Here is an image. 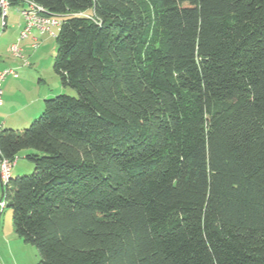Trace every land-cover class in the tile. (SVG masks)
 Returning a JSON list of instances; mask_svg holds the SVG:
<instances>
[{"label":"trees","instance_id":"obj_1","mask_svg":"<svg viewBox=\"0 0 264 264\" xmlns=\"http://www.w3.org/2000/svg\"><path fill=\"white\" fill-rule=\"evenodd\" d=\"M26 1L77 92L0 132L37 264H264V0Z\"/></svg>","mask_w":264,"mask_h":264},{"label":"rangeland","instance_id":"obj_2","mask_svg":"<svg viewBox=\"0 0 264 264\" xmlns=\"http://www.w3.org/2000/svg\"><path fill=\"white\" fill-rule=\"evenodd\" d=\"M22 10V5L11 6L5 25L0 17V46L4 44L3 59L7 63L2 64L0 71L12 69L16 72V76H8L2 84L0 123L5 121L6 129L19 131L29 129L40 119L46 100L59 95L77 97V92L64 87L54 71L58 51L56 37L33 30L28 37L21 38V30L25 27ZM58 30L52 28L56 35ZM13 46L19 49V56L11 52ZM31 153L32 150H24L17 156L12 179L34 173V165L26 158ZM39 259L37 249L16 235L12 210L6 208L0 218V264H37Z\"/></svg>","mask_w":264,"mask_h":264},{"label":"built area","instance_id":"obj_3","mask_svg":"<svg viewBox=\"0 0 264 264\" xmlns=\"http://www.w3.org/2000/svg\"><path fill=\"white\" fill-rule=\"evenodd\" d=\"M9 10L10 4L8 0H0V17L2 18L4 25L8 17ZM22 16L25 21V27L21 32L22 38L28 37L33 30H38L41 33H51L53 37H57V35L52 32V28L59 29L61 27V19L58 16L51 15L43 7L28 1L24 3ZM11 52L16 56H19V49L16 46L11 48ZM8 76H16V72L12 69L2 72L0 71V107L3 104L2 84ZM3 128V124H0V132ZM16 161L12 162L11 160L5 158L0 150V218L2 213L7 208L4 191L12 179L11 174Z\"/></svg>","mask_w":264,"mask_h":264},{"label":"crops","instance_id":"obj_4","mask_svg":"<svg viewBox=\"0 0 264 264\" xmlns=\"http://www.w3.org/2000/svg\"><path fill=\"white\" fill-rule=\"evenodd\" d=\"M23 30H21V32H22ZM21 34V33H20ZM22 38V37H21ZM3 48H4V44H3V46L1 47L0 46V68L1 67H3V65L2 64H7L6 62H4V59H3ZM7 49H8V47H7ZM6 49V50H7ZM3 107V104H2V106L0 107V108H2ZM0 124H3V126H5L4 128H7L6 127V125H7V123L5 122V121H2Z\"/></svg>","mask_w":264,"mask_h":264}]
</instances>
